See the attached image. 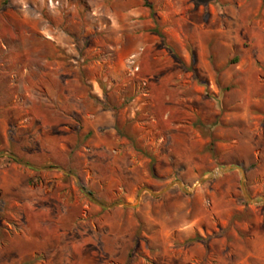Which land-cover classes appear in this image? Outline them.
Wrapping results in <instances>:
<instances>
[{
  "label": "rangeland",
  "instance_id": "rangeland-1",
  "mask_svg": "<svg viewBox=\"0 0 264 264\" xmlns=\"http://www.w3.org/2000/svg\"><path fill=\"white\" fill-rule=\"evenodd\" d=\"M0 264H264V0H0Z\"/></svg>",
  "mask_w": 264,
  "mask_h": 264
},
{
  "label": "water",
  "instance_id": "water-1",
  "mask_svg": "<svg viewBox=\"0 0 264 264\" xmlns=\"http://www.w3.org/2000/svg\"><path fill=\"white\" fill-rule=\"evenodd\" d=\"M3 154V153H2ZM9 155H11V156H13L14 158H16L18 161H20L21 163H23V164H25V165H28V166H32V167H34V168H48V167H39V166H37V165H34V164H31V163H28V162H25V161H23V160H21L17 155H15V154H12V153H8ZM65 171H67V170H65ZM68 173H71V174H73L75 177H76V179H77V183H78V185H79V187L81 188V190L83 191V192H85L91 199H93L95 202H97L98 204H100V205H102V206H106L107 207V205L106 204H104V203H102L101 201H99L98 199H96L93 195H92V193L90 192V191H88L85 187H84V185L81 183V181L79 180V177L76 175V174H74V173H72V172H70V171H67ZM217 175L218 173L215 171V172H213L212 174H210V176H212V175ZM210 176H208V177H210ZM207 177V178H208ZM203 179H205V178H203ZM202 179V180H203ZM184 189H186L185 187H184V185H183V183L180 181V180H178L177 181ZM147 190L149 191V192H151V193H153V194H159V193H162V191H160V192H155L154 190H152L151 188H147ZM186 190H188V189H186ZM242 190H243V193L245 194V196L248 198V199H250V200H256V199H252L251 197H250V195H249V193H248V191H247V189L245 188V185H244V183L242 182ZM122 204H127V203H125V202H122Z\"/></svg>",
  "mask_w": 264,
  "mask_h": 264
},
{
  "label": "bare ground",
  "instance_id": "bare-ground-1",
  "mask_svg": "<svg viewBox=\"0 0 264 264\" xmlns=\"http://www.w3.org/2000/svg\"><path fill=\"white\" fill-rule=\"evenodd\" d=\"M218 173V171H216Z\"/></svg>",
  "mask_w": 264,
  "mask_h": 264
}]
</instances>
